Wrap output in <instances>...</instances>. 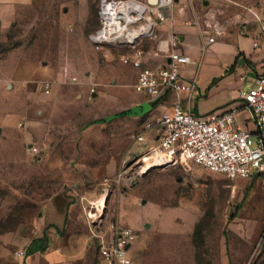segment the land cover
<instances>
[{"label":"rangeland","instance_id":"374dc122","mask_svg":"<svg viewBox=\"0 0 264 264\" xmlns=\"http://www.w3.org/2000/svg\"><path fill=\"white\" fill-rule=\"evenodd\" d=\"M100 2L35 0L0 27V264H25L20 249L1 251L3 241L33 227L53 198L79 203L104 232L114 223L137 230L132 264H264V176L230 180L199 166L141 171L135 164L146 148L133 136L154 116L101 122L134 97L126 73L115 79L128 68L122 51L107 60L91 44ZM46 84H54L50 95ZM95 165L107 171L90 174ZM104 197L100 215L90 203ZM86 241L85 264H104Z\"/></svg>","mask_w":264,"mask_h":264},{"label":"built area","instance_id":"2783aa9c","mask_svg":"<svg viewBox=\"0 0 264 264\" xmlns=\"http://www.w3.org/2000/svg\"><path fill=\"white\" fill-rule=\"evenodd\" d=\"M174 3L175 0H155L154 3L151 0H101L100 25L90 35L94 50L104 59L113 57L112 49L122 51L119 55L121 63L139 71L135 92L146 96L149 104L163 103L169 98L174 100L169 109L151 122L147 121L144 129L133 136L135 143L146 148L135 165L140 166L141 171L148 166V172L178 166L191 170L193 166H199L230 180L264 176V75L256 80L255 87L241 94L252 113L255 130L251 131L237 125L234 112L212 117L187 110L182 97L191 96L198 89L196 76L187 77L184 72V68L192 63L191 59L171 50L168 45L158 46L153 51L145 49L146 42L157 38L155 29L168 20L166 10ZM262 17L264 20V9ZM150 27L152 32H142L143 28ZM136 32H141V36L131 40V35ZM177 42L175 37L172 46L175 47ZM150 54L166 59L165 65L149 67L147 58ZM52 88L51 84H46L44 93L50 95ZM253 135L258 138L257 146H254ZM32 152L37 154L38 150L33 148ZM123 176L119 175L115 182L120 183ZM90 204L97 213L103 214L98 206ZM99 219H93L90 234L100 261L132 264L130 253L138 243L137 230L114 223L108 232H104ZM17 256L24 258L26 251L20 250Z\"/></svg>","mask_w":264,"mask_h":264},{"label":"crops","instance_id":"0c3cea01","mask_svg":"<svg viewBox=\"0 0 264 264\" xmlns=\"http://www.w3.org/2000/svg\"><path fill=\"white\" fill-rule=\"evenodd\" d=\"M34 1L0 0V27L22 14H19L18 7L28 11ZM263 9L264 0H175L174 5L166 10L168 20L156 27L157 38L146 42L145 49L153 51L158 46L168 45L171 50L191 59L192 63L184 68V72L187 77L196 76L199 89L191 96L182 97L187 110L212 117L234 112L238 126L255 130L252 113L241 94L255 87L256 80L264 75ZM175 37L178 42L173 47ZM147 61L151 68L166 63L163 57L151 54ZM127 67L115 73V79L120 81L124 79V73L131 78L127 79L130 80L127 87L131 89L134 100L129 101V108L122 111L149 104L146 96L134 90L139 71ZM74 79L77 82L76 78L72 82L75 83ZM52 86L54 88V84ZM173 101L166 102L167 106L150 103L155 106L142 118H124L139 120L150 115L155 119L169 109ZM105 171L107 167L103 169L95 165L90 174L102 175ZM93 219L92 214L81 210L79 203L71 204L65 198L50 199L34 226H24L4 240L7 246L2 245L1 251L4 253L11 247L25 250V264H85L89 253L86 237L93 243L90 234Z\"/></svg>","mask_w":264,"mask_h":264},{"label":"water","instance_id":"95a60500","mask_svg":"<svg viewBox=\"0 0 264 264\" xmlns=\"http://www.w3.org/2000/svg\"><path fill=\"white\" fill-rule=\"evenodd\" d=\"M151 2L154 3L155 0H151ZM142 32L143 33H150V32H152V28L151 27L150 28H143ZM140 36H141V32H136V33L131 35V40L137 39ZM146 112L147 111L145 110L144 105L137 106L133 109H129V110L123 111L121 113H118L117 115L112 116L110 118H106L101 122L104 123L107 121H112V120L120 119V118H124V117H139V116L145 115Z\"/></svg>","mask_w":264,"mask_h":264},{"label":"bare ground","instance_id":"6f19581e","mask_svg":"<svg viewBox=\"0 0 264 264\" xmlns=\"http://www.w3.org/2000/svg\"><path fill=\"white\" fill-rule=\"evenodd\" d=\"M143 162V161H142ZM151 170V169H150ZM143 171H147L148 172V166H146L145 168H143ZM147 172H145L144 174H146ZM105 200H106V197H104V198H100L99 199V201L97 200V201H91V203L93 204V205H96V206H98V207H100V205L103 203V202H105ZM101 208V207H100ZM99 208V209H100ZM101 210V209H100Z\"/></svg>","mask_w":264,"mask_h":264},{"label":"trees","instance_id":"16d2710c","mask_svg":"<svg viewBox=\"0 0 264 264\" xmlns=\"http://www.w3.org/2000/svg\"><path fill=\"white\" fill-rule=\"evenodd\" d=\"M155 105H152V107H154Z\"/></svg>","mask_w":264,"mask_h":264}]
</instances>
